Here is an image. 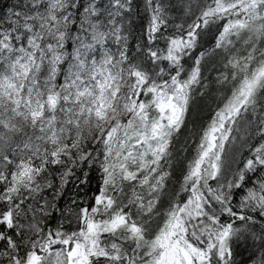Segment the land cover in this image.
<instances>
[{
    "label": "snow or ice",
    "instance_id": "obj_1",
    "mask_svg": "<svg viewBox=\"0 0 264 264\" xmlns=\"http://www.w3.org/2000/svg\"><path fill=\"white\" fill-rule=\"evenodd\" d=\"M0 264H264V0H0Z\"/></svg>",
    "mask_w": 264,
    "mask_h": 264
}]
</instances>
